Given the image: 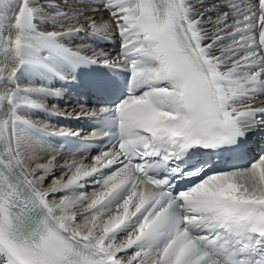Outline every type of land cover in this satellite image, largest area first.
Instances as JSON below:
<instances>
[{"label":"snow or ice","instance_id":"6c2138e0","mask_svg":"<svg viewBox=\"0 0 264 264\" xmlns=\"http://www.w3.org/2000/svg\"><path fill=\"white\" fill-rule=\"evenodd\" d=\"M92 3L108 20L84 16L80 27L43 31L42 23L62 27L68 11L51 0H0V83L11 85L0 92V264H264V150L220 171L184 164L197 153L239 152L264 130V0ZM81 32L118 37L117 55L88 56L65 42ZM61 63L122 69L129 80L120 102L93 114H107L111 150L90 168L66 165L75 171L45 191L37 170L48 166L25 167L23 151L44 130L20 112L42 108L32 96L58 93L20 79H63ZM87 181L91 195L49 202Z\"/></svg>","mask_w":264,"mask_h":264},{"label":"bare ground","instance_id":"6f19581e","mask_svg":"<svg viewBox=\"0 0 264 264\" xmlns=\"http://www.w3.org/2000/svg\"><path fill=\"white\" fill-rule=\"evenodd\" d=\"M67 4H68L67 11L71 18L66 21H63L62 27L57 25L55 28H53L51 23H42L40 25L41 30L43 31H51V30L68 31L69 29L80 27L81 22H83L84 20V16L95 15L97 21H100L101 19L108 20L109 18L106 12L101 11L98 13H93L89 11L90 8L96 6L92 4L91 0H67ZM79 13H83L84 15H78ZM84 36H85L84 32H81L79 34H74L72 37L67 38L65 42L70 43V46L73 47L74 49H76L77 47L83 49L82 54H86L88 56H91L94 51L100 52L101 50L103 52L110 54L109 52L103 49H100V48L96 50L95 49L87 50L90 47V45L85 43L83 39ZM89 37L91 39L95 38L91 36L90 33H89ZM111 56L114 57L113 55ZM3 66H4V57H3L2 50H0V68H2ZM10 67L11 66H9V70H10ZM4 74L6 75L7 73H4ZM26 85H28V88L37 87V86L46 88L45 81L43 79L33 78L30 81L28 78L21 77L20 87H24ZM10 86L11 85H8L6 83H0V92H2L5 88H8ZM23 151L25 153V159H24L25 167L31 168L33 170H37L38 166H41V165L48 166L49 168L48 172L37 170V177H46V179L44 180V183L39 184V186L42 187L45 191L51 189L54 186V181L66 182L67 176L71 175L72 172L75 171V168L69 169L67 167H61V165H63L61 159L48 157L47 155L43 156V153L31 143H30V146H26L25 149H23ZM66 191L67 190H62V191H58V192L51 194L50 196L54 198V203L58 202L63 196H65L64 193ZM70 197L75 198L72 196ZM75 210L77 213H83L85 211V207H78ZM79 222L83 223L82 220H80Z\"/></svg>","mask_w":264,"mask_h":264},{"label":"rangeland","instance_id":"374dc122","mask_svg":"<svg viewBox=\"0 0 264 264\" xmlns=\"http://www.w3.org/2000/svg\"><path fill=\"white\" fill-rule=\"evenodd\" d=\"M42 2H49V0H42ZM52 3L58 5L61 9H65L67 10L68 9V4H67V0H51ZM91 49H99V48H95V47H92L90 46L87 50H91Z\"/></svg>","mask_w":264,"mask_h":264}]
</instances>
